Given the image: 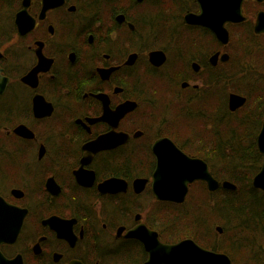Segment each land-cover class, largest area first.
Listing matches in <instances>:
<instances>
[{
    "label": "flooded vegetation",
    "instance_id": "obj_1",
    "mask_svg": "<svg viewBox=\"0 0 264 264\" xmlns=\"http://www.w3.org/2000/svg\"><path fill=\"white\" fill-rule=\"evenodd\" d=\"M261 12L264 0H245V20L225 24L222 44L185 22L201 13L198 0H0V198L14 207L17 229L0 245L1 258L145 264L137 232L226 254L206 247L222 242L221 226L210 235L188 201L197 188L205 196L192 202L219 194L222 203L227 190L197 181L182 204L160 201L153 175L174 169L182 153L222 184L216 173L227 170V154L254 172V145L260 170ZM154 52L164 56L160 66L150 62ZM231 95L244 104L230 103ZM106 182L113 187L103 192Z\"/></svg>",
    "mask_w": 264,
    "mask_h": 264
},
{
    "label": "water",
    "instance_id": "obj_2",
    "mask_svg": "<svg viewBox=\"0 0 264 264\" xmlns=\"http://www.w3.org/2000/svg\"><path fill=\"white\" fill-rule=\"evenodd\" d=\"M198 1L201 13L197 16L187 15L185 22L204 27L212 32L222 44H227L229 37L225 24L239 23L245 20L242 15V6L245 0ZM254 30L256 34H264V13H259ZM163 59L164 56L161 53L150 54V62L155 66H160ZM244 102L245 99L238 96L231 95L230 97V103L243 105ZM157 144L153 147L154 152ZM257 147L262 155V165L259 172L254 176L252 185L254 189L264 192V122L257 137ZM157 157L159 158L158 155ZM177 158L179 163L174 169L165 172L157 168L155 171L152 190L156 199L182 204L188 195L189 185L197 181L206 183L209 192H214L220 187L228 191L236 190V186L230 182L225 181L221 184L216 181L212 173L209 172L207 165L202 161L190 159L182 153H179ZM112 187L111 182H106L100 185L99 189L106 192ZM14 212V207L0 198V245L14 241L16 235L14 233L17 232ZM50 220H56L54 223L58 230L61 229L60 224L57 223L58 219ZM141 233L143 234L142 231ZM133 236L143 243L149 255L145 264H232L231 259L226 254L203 249L192 240H183L174 245H164L156 239L146 241L139 232ZM0 264H12V262H7L0 256Z\"/></svg>",
    "mask_w": 264,
    "mask_h": 264
},
{
    "label": "trees",
    "instance_id": "obj_3",
    "mask_svg": "<svg viewBox=\"0 0 264 264\" xmlns=\"http://www.w3.org/2000/svg\"><path fill=\"white\" fill-rule=\"evenodd\" d=\"M257 52L262 53L259 45ZM254 109H258L259 112L264 110V88H258L254 90ZM259 125L260 124L254 125V128L258 127ZM229 127L231 128L232 126L229 125ZM228 130L227 146L228 148H232L233 146L231 144L235 138L231 137V134L233 135L232 129ZM255 149L256 148L254 145V172H249L246 170L247 168L245 167L247 166H244L245 163L241 161V158L238 157L237 154L234 155L230 153L227 154V170L221 174L216 173L217 176L236 186L235 191L227 190L224 193L225 202H219L220 200L218 198L220 196L219 194H216L211 196L215 198L213 201L210 200L211 203H206L209 201V199L207 197L208 194L204 190L203 191L207 194V198L205 197L206 202H192V198H203L205 196V194L197 188L192 190L188 202L190 203L189 206L191 208L189 211L198 213V218L203 223L206 219L210 232H212V224H217V222H219L223 227H228L230 230H234L232 233L230 232L229 238H234L233 235L236 234L237 238H247L248 241L253 244V264H264V193L255 189L253 191L251 185L253 174L255 175L258 172L261 162V158ZM234 168L239 169V172H237V170ZM185 212H187V209ZM211 212L212 214L218 212L220 215L219 217H214L217 219L213 220ZM224 235H227L225 234V231ZM179 236V238H182L183 234L180 232ZM224 237L225 236H223V238ZM230 240V248L227 249H225V242L222 244L211 241L206 244V247L213 249L214 251H216L218 248H220L222 251L225 250L224 252L233 259V264H235L237 260L234 257V250H237L238 247L236 246V241H234L235 238ZM245 248L248 247L245 246ZM229 250H232V254L229 252Z\"/></svg>",
    "mask_w": 264,
    "mask_h": 264
},
{
    "label": "rangeland",
    "instance_id": "obj_4",
    "mask_svg": "<svg viewBox=\"0 0 264 264\" xmlns=\"http://www.w3.org/2000/svg\"><path fill=\"white\" fill-rule=\"evenodd\" d=\"M259 58L261 59V57H259ZM195 203H197L196 200H195ZM211 215L213 216V220H216L217 218H214V217H219L220 214L218 212H215L214 214H212V212H211ZM215 225L216 226H221L223 231H225V234H227V235H224L225 236L224 238L222 237V238L219 239V241L223 239L222 242H220V243L223 244L225 242V244H226L225 247L226 248H230V244H231V240L230 239H234L235 238L234 241H236V246L238 247L237 250L233 249L234 250V257L237 260V262L235 264H253L254 263V252L252 250L253 249V244L250 243L247 238H237V234L233 235L234 238H231V237L229 238L230 232L232 233V231H234V230H230L228 227H226V228L223 227L221 225V223H219V222H217V224H212V226H211V231L212 232H210V235H212L215 232ZM228 231H229V233H228ZM230 236H232V235H230ZM245 246H247L248 248H245ZM249 247H251V248H249ZM231 251L229 250L230 253H231Z\"/></svg>",
    "mask_w": 264,
    "mask_h": 264
}]
</instances>
